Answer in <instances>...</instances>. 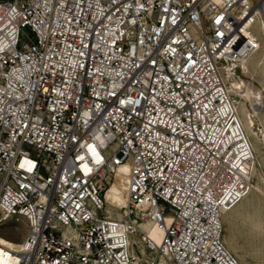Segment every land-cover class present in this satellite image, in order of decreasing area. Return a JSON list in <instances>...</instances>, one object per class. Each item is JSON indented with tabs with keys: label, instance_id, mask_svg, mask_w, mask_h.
<instances>
[{
	"label": "built area",
	"instance_id": "built-area-1",
	"mask_svg": "<svg viewBox=\"0 0 264 264\" xmlns=\"http://www.w3.org/2000/svg\"><path fill=\"white\" fill-rule=\"evenodd\" d=\"M258 12L264 0H0V229L26 228L0 264H239L223 216L264 165L224 73L262 50ZM123 165L114 219L104 195Z\"/></svg>",
	"mask_w": 264,
	"mask_h": 264
},
{
	"label": "rangeland",
	"instance_id": "rangeland-1",
	"mask_svg": "<svg viewBox=\"0 0 264 264\" xmlns=\"http://www.w3.org/2000/svg\"><path fill=\"white\" fill-rule=\"evenodd\" d=\"M253 30L260 36L256 27H254ZM262 53L263 48L252 57L249 62L247 61V70H244L240 65L241 69H243L246 74L235 75L232 73V80L237 82L249 81L253 89L262 86L264 83V76L260 74L259 70H256L254 66V60L258 59ZM226 84L228 86L227 81ZM231 95L241 120L240 104L242 102L245 103V101L236 93H231ZM246 106L249 108V103H245L244 107ZM248 138L253 146V139L249 136ZM260 150L261 153H264L263 146L260 147ZM254 184L257 185L260 193H250L239 205L224 215L222 220L223 242L239 264H264V182L256 178ZM123 214L124 209L106 210V215L114 219H121ZM25 232L26 228L23 225L19 227V230H15L12 227H4L0 229V237L10 243L18 244L24 238Z\"/></svg>",
	"mask_w": 264,
	"mask_h": 264
},
{
	"label": "bare ground",
	"instance_id": "bare-ground-1",
	"mask_svg": "<svg viewBox=\"0 0 264 264\" xmlns=\"http://www.w3.org/2000/svg\"><path fill=\"white\" fill-rule=\"evenodd\" d=\"M254 22L252 28L256 27L258 34L260 35V40L262 43L263 53L258 59L254 60V66L256 70H259L260 74L264 76V15L262 12H258L256 16L252 17ZM249 62V61H248ZM244 70L247 68V62H243L240 64ZM226 76V78H225ZM224 78L228 83V88L230 93H236L241 97L245 103H249V108L244 107V102H242L240 111H241V120L244 125V129L247 132L248 136L253 139V149L258 157V160L261 165H264V153H261L260 147H264V110L259 111L255 107H252V96L254 94V90L252 86L248 82L242 81H235L232 80V73L227 70L225 73ZM264 82V81H263ZM262 83V81H261ZM264 85V83H263ZM251 106V107H250ZM260 157V158H259ZM260 172V171H259ZM127 175H128V168L126 165L120 166L117 169L114 177L111 179L108 188L104 195V200L106 204V210L115 209L121 210L127 207L128 204V193H127ZM260 181L264 182V177L261 175L259 176ZM252 193H260L257 185L253 184ZM246 199V198H245ZM230 212V211H228ZM228 212H225L226 215ZM150 235L153 239L157 238V229L151 230ZM0 244L10 247L16 248L17 244L10 243L0 237Z\"/></svg>",
	"mask_w": 264,
	"mask_h": 264
}]
</instances>
